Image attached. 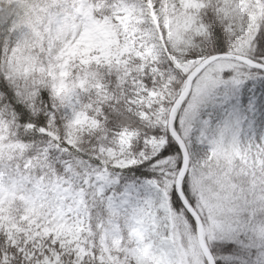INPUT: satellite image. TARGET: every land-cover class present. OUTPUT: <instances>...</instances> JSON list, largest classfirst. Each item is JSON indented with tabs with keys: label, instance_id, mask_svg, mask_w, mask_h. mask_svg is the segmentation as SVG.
I'll use <instances>...</instances> for the list:
<instances>
[{
	"label": "snow or ice",
	"instance_id": "snow-or-ice-1",
	"mask_svg": "<svg viewBox=\"0 0 264 264\" xmlns=\"http://www.w3.org/2000/svg\"><path fill=\"white\" fill-rule=\"evenodd\" d=\"M0 264H264V0H0Z\"/></svg>",
	"mask_w": 264,
	"mask_h": 264
}]
</instances>
